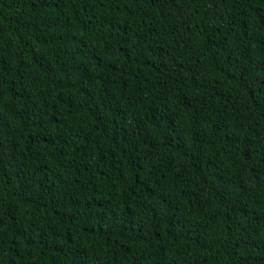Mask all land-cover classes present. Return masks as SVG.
<instances>
[{"label":"trees","instance_id":"16d2710c","mask_svg":"<svg viewBox=\"0 0 264 264\" xmlns=\"http://www.w3.org/2000/svg\"><path fill=\"white\" fill-rule=\"evenodd\" d=\"M0 264H264V0H0Z\"/></svg>","mask_w":264,"mask_h":264}]
</instances>
